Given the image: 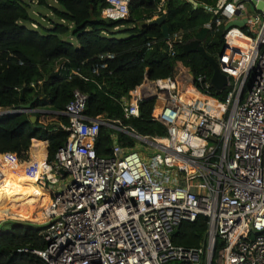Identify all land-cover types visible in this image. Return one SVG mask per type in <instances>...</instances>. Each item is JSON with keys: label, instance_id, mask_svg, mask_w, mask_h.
<instances>
[{"label": "built area", "instance_id": "built-area-1", "mask_svg": "<svg viewBox=\"0 0 264 264\" xmlns=\"http://www.w3.org/2000/svg\"><path fill=\"white\" fill-rule=\"evenodd\" d=\"M131 1L104 0L107 13L118 16L129 14ZM167 1L157 0L150 20L164 13ZM250 1L217 0L207 9L216 28L246 20L245 32L223 31L216 62L228 79L225 89L215 91L203 74H188L189 83L171 77L154 83L151 120L165 129V138L87 118V97L73 92L62 113L67 141L52 161L31 164L36 186L50 201L40 220L45 247L29 251L41 264H212L218 239L214 264H264V12ZM204 27L212 31V24ZM180 43L174 33L163 53L174 58ZM139 101H121L125 120L139 117ZM12 112L18 114L0 109V115ZM101 126L142 143L145 152L122 148L114 136L110 156H98ZM198 217L207 228L200 247L174 246V230Z\"/></svg>", "mask_w": 264, "mask_h": 264}, {"label": "trees", "instance_id": "trees-1", "mask_svg": "<svg viewBox=\"0 0 264 264\" xmlns=\"http://www.w3.org/2000/svg\"><path fill=\"white\" fill-rule=\"evenodd\" d=\"M35 1L0 0V109L19 111L20 105L31 104L36 111L34 124L28 114L0 115V216L23 220H30L47 201L27 170L38 159L52 161L67 141L63 127L68 119L62 113L75 90L87 97V118L102 117L110 125L132 129L140 136L165 138V129L151 120L155 96L140 100L139 117L129 120L123 118L121 101L133 96L145 81L154 84L171 77L189 83L188 74L210 78L208 62L198 53L184 56L182 45L210 23L212 31L202 47L216 60L225 28H216L207 12L217 0H192L197 4L195 10L186 0H168V34L181 35L175 57L168 58L160 28L137 26L152 18L157 0H132L127 16L108 14L104 0ZM179 68L186 72L179 75ZM72 70L78 75L69 76ZM114 136L122 148L135 147L126 134L101 126L95 143L98 156H110ZM43 224L40 220L0 221V264H41L29 251L45 247L40 235ZM206 229L204 217L182 223L172 233L171 243L199 248ZM221 245L216 240L212 264Z\"/></svg>", "mask_w": 264, "mask_h": 264}, {"label": "water", "instance_id": "water-1", "mask_svg": "<svg viewBox=\"0 0 264 264\" xmlns=\"http://www.w3.org/2000/svg\"><path fill=\"white\" fill-rule=\"evenodd\" d=\"M94 1V0H92ZM258 1V2H257ZM188 3L192 6V9L195 10L197 8V5L194 1L192 0H188ZM250 5L254 8V10L257 13H263L264 12V3L259 1V0H251L250 1ZM167 6L164 8V13L158 18L153 19V20H149V21H141L137 23V26L139 28L145 27V26H156L158 28H160L161 31V35L163 37V39L166 41L169 39V31H168V26L165 24V19H166V13H167ZM246 24V20H233V22H230L229 24H227L224 28V32L229 29V28H239V29H243L244 26ZM209 30L206 27H202L200 28L196 34L194 35L193 39L185 44L182 45V54L184 56H188L190 54L193 53H198L199 55L202 56V58H204L208 64L211 66L212 68V74L210 76V84L212 86V88L215 91H221L223 89H225V87L227 86V77L225 75H223L218 66H217V62L215 59H213L212 57H208V55L206 54L204 48L202 47V43L204 42L207 34H208ZM21 95V93H20ZM21 97V96H20ZM20 111H18V114H21L23 110L27 111V112H32L31 110V104H27V105H20ZM29 121L31 124H34L36 122V117L33 114H29L28 117ZM63 175H65L62 172Z\"/></svg>", "mask_w": 264, "mask_h": 264}, {"label": "rangeland", "instance_id": "rangeland-1", "mask_svg": "<svg viewBox=\"0 0 264 264\" xmlns=\"http://www.w3.org/2000/svg\"><path fill=\"white\" fill-rule=\"evenodd\" d=\"M35 0H32V4H34L33 2H34ZM247 5H246V10L248 11V9H247ZM38 8V7H37ZM39 10L40 11H44L45 13L47 12V10L45 9V8H40L39 7ZM249 11H250V9H249ZM48 16H50L49 14H48ZM147 84V82H144V84H143V86H145ZM142 86V87H143ZM141 87V88H142ZM148 89H146L145 90V92H147L148 93V91H150L151 92V97H154L155 96V89H154V84H151V85H148ZM140 88V89H141ZM139 90V89H138ZM137 96H139V94H137ZM138 100H141V98H138ZM6 111H10V110H6ZM13 113V112H12ZM12 113H10V114H12ZM14 114V113H13ZM135 147H136V149L137 150H139V151H141V152H145V145H143L142 143H139V142H137L136 141V144H135ZM146 147H148L147 145H146ZM47 198V197H46ZM49 204H50V201H49V199L47 198V201H46V203L44 204V206H42L41 208H39L37 211H36V214H38V213H42V212H44L45 211V208L46 207H48L49 206ZM35 220H42V218H36V219H32V220H21V219H19V218H17V217H8V218H4V217H2V216H0V221L1 222H3V221H11V222H25V221H35ZM166 264H182V263H180V262H169V263H166Z\"/></svg>", "mask_w": 264, "mask_h": 264}, {"label": "bare ground", "instance_id": "bare-ground-1", "mask_svg": "<svg viewBox=\"0 0 264 264\" xmlns=\"http://www.w3.org/2000/svg\"><path fill=\"white\" fill-rule=\"evenodd\" d=\"M161 103H162V99H159V100L157 101V104H156V107H155L154 114H156V113L159 111V109H160V107H161ZM159 143H161L162 145H165V144H166V141H165V140H162V139H159ZM27 172H28L29 176H30L31 179H32V181H31L32 184H34L35 187H36L41 193L45 194V193H44L42 190H40V189L38 188V186H36V184H35V182H36V173H35L34 170L32 169V165L28 168ZM45 195H46V197H47V194H45ZM42 216H43L42 213H38V214L35 213L34 215L31 216L30 220H32V219H36V218H42ZM21 220H23V219H21Z\"/></svg>", "mask_w": 264, "mask_h": 264}, {"label": "crops", "instance_id": "crops-1", "mask_svg": "<svg viewBox=\"0 0 264 264\" xmlns=\"http://www.w3.org/2000/svg\"><path fill=\"white\" fill-rule=\"evenodd\" d=\"M196 5H197V4H196ZM247 9H248L247 12L249 13L251 10L249 11V9H250L249 7H248ZM228 24H229V23H228ZM226 25H227V24H226ZM226 25H225V26H226ZM145 82H147V84H146L145 86L142 85L143 87H142V88L140 87L141 89L139 88V90H137V91L134 93V95H133V96L136 97L137 99H138V98H141V100H142V99H148V98H151V96H152L150 91H148V93H147V92H145V90L149 88L148 85H151V84H153V83H150V82H148V81H145ZM154 89H155V88H154ZM137 94H139V96H137ZM114 141H115V140H114Z\"/></svg>", "mask_w": 264, "mask_h": 264}]
</instances>
